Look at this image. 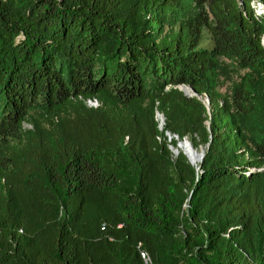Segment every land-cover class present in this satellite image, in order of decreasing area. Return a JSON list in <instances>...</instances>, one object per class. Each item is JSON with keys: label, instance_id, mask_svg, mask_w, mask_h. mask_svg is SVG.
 Wrapping results in <instances>:
<instances>
[{"label": "trees", "instance_id": "obj_1", "mask_svg": "<svg viewBox=\"0 0 264 264\" xmlns=\"http://www.w3.org/2000/svg\"><path fill=\"white\" fill-rule=\"evenodd\" d=\"M256 2L0 0V264H264Z\"/></svg>", "mask_w": 264, "mask_h": 264}, {"label": "water", "instance_id": "obj_2", "mask_svg": "<svg viewBox=\"0 0 264 264\" xmlns=\"http://www.w3.org/2000/svg\"><path fill=\"white\" fill-rule=\"evenodd\" d=\"M178 89L187 97H197L199 100H201V97L200 96H197L196 93L192 90L191 86H185V85H180L178 86ZM189 90V91H188ZM204 103L205 105L207 106L208 105V99L205 97L204 98ZM159 123H160V126L163 125V117L161 115H159ZM168 140H171L172 138H174L175 140H177V137L176 136H171L169 135L168 133L166 134ZM181 143H186L187 146L191 147L193 149V147L191 146V144L186 141L185 139L181 142H178L177 143V149L173 150L172 151V154L176 155L178 153V149H181ZM183 151V150H182ZM193 157L195 158L194 161H190L189 158L185 155L184 151V155L186 156L187 160L189 161L190 164L194 165L196 163H201L203 157H204V150L201 148L200 152L197 153L195 149H193Z\"/></svg>", "mask_w": 264, "mask_h": 264}, {"label": "built area", "instance_id": "obj_3", "mask_svg": "<svg viewBox=\"0 0 264 264\" xmlns=\"http://www.w3.org/2000/svg\"><path fill=\"white\" fill-rule=\"evenodd\" d=\"M252 8L254 10V13H255V16L256 17H260L262 15H264V6L259 4V3H253L252 4ZM261 44L262 46H264V39L261 40ZM89 105H92V106H95L96 105V102H88ZM157 117H159V115H157ZM159 120V118H158Z\"/></svg>", "mask_w": 264, "mask_h": 264}, {"label": "rangeland", "instance_id": "obj_4", "mask_svg": "<svg viewBox=\"0 0 264 264\" xmlns=\"http://www.w3.org/2000/svg\"><path fill=\"white\" fill-rule=\"evenodd\" d=\"M202 46H204V47H208V46H209V42H208L207 40H204V41L202 42ZM185 140L188 141L187 139H185ZM181 141H183V140H181ZM181 141H179V142H181ZM188 142H189V141H188ZM177 143H178V142H177ZM177 143H176V147H175V148H173V147H169V149H170L171 152L177 148ZM193 149H195V148H193ZM195 150H196L197 153H199L200 150H201V148H198V149H195ZM179 153H181V154L184 155L182 149H178V153H177L176 155L172 154V156L175 158V157L178 156ZM184 156H185V155H184ZM185 157H186V156H185ZM185 208H186V206H184V209H185ZM146 264H150V261L147 260V259H146Z\"/></svg>", "mask_w": 264, "mask_h": 264}, {"label": "bare ground", "instance_id": "obj_5", "mask_svg": "<svg viewBox=\"0 0 264 264\" xmlns=\"http://www.w3.org/2000/svg\"><path fill=\"white\" fill-rule=\"evenodd\" d=\"M189 91V90H188ZM181 149L184 151L185 155L189 158L190 161H194V157H193V149L189 146H187L186 143H181Z\"/></svg>", "mask_w": 264, "mask_h": 264}]
</instances>
